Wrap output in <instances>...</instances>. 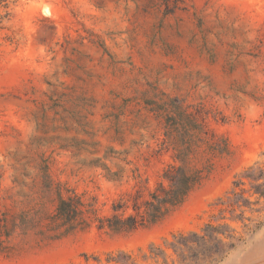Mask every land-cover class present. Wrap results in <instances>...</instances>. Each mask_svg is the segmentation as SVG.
<instances>
[{"label":"rangeland","instance_id":"rangeland-1","mask_svg":"<svg viewBox=\"0 0 264 264\" xmlns=\"http://www.w3.org/2000/svg\"><path fill=\"white\" fill-rule=\"evenodd\" d=\"M3 3L0 215L24 223L0 264L82 263L119 251L157 264L152 244L171 260L173 236L209 221L229 223L236 238L214 264H264V199L241 220L218 204L248 166L264 168V0ZM188 149L200 180L158 221L67 234L48 225L56 183L95 196L99 215L118 200L130 212L133 197L148 198ZM242 189L248 196L244 178Z\"/></svg>","mask_w":264,"mask_h":264},{"label":"trees","instance_id":"trees-1","mask_svg":"<svg viewBox=\"0 0 264 264\" xmlns=\"http://www.w3.org/2000/svg\"><path fill=\"white\" fill-rule=\"evenodd\" d=\"M5 0H0V4ZM2 6H5L3 3ZM3 16L0 14V23ZM179 152L176 158L181 161L179 165L167 166L155 187L148 193V198L139 201V195L133 197L130 205L131 211L127 212V205L120 200L112 203L111 213L99 215L96 207L95 196L86 197L84 193H78L75 189L56 183L54 187L55 205L47 215L48 225L62 229L64 234L77 229H85L93 223L99 229H109L114 232L131 231L138 227L154 223L167 214L172 208L181 204L188 192L200 180V173L188 167L190 153ZM243 178L249 183L248 196L244 191L236 190L239 184H243ZM232 188L226 192L225 197L218 200V204L227 205L233 220L249 219L244 216L245 210L258 211L251 207L260 198L264 199V168L257 163L248 166L232 182ZM256 195L257 199L252 201L250 196ZM239 209V212L237 210ZM219 209V216L223 218ZM19 221L13 223L5 213L0 215V253L7 250L6 243L15 231L17 226L24 223ZM234 229L229 223H214L209 221L204 224L200 231L179 233L173 236L168 243L175 258L168 260L165 249L152 244L149 247V257L157 264H214L220 261L231 249L235 247ZM82 263L70 264H137L134 257L127 252L119 251L109 253L104 259L98 255H85ZM157 258H161L159 262ZM90 259L93 262H90Z\"/></svg>","mask_w":264,"mask_h":264}]
</instances>
